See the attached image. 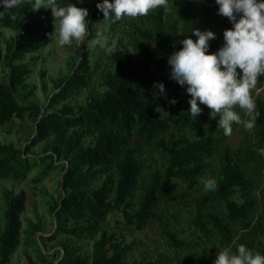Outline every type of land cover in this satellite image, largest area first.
Returning a JSON list of instances; mask_svg holds the SVG:
<instances>
[{"label":"trees","instance_id":"trees-1","mask_svg":"<svg viewBox=\"0 0 264 264\" xmlns=\"http://www.w3.org/2000/svg\"><path fill=\"white\" fill-rule=\"evenodd\" d=\"M70 2L78 6V0H57L60 5ZM167 5L179 17L181 28L166 21L164 6L151 10L147 16L124 17L119 21L109 18L114 30L125 24L132 28L131 46L141 57L136 59L119 40L118 50L111 56L105 54L110 67L103 78L106 91L92 95L78 111L63 106L42 117L39 109L28 102L35 91V87L27 84L34 63L25 60L54 41L52 12L45 8L33 11L30 0H24L12 10L0 9V28L17 34L5 42L6 52L0 35V61L9 70L6 81L0 83V128L29 116L35 119L32 143L47 144L42 157H32L28 156V148L21 151L0 141V180L26 181L34 170L44 166L36 179L39 183L50 173L62 170L64 193H60L58 201L49 204L55 228L46 240L53 243L69 238L84 244L99 237L91 256L83 255L80 248L66 242L62 250L58 248L55 252L53 261L39 251L42 264H127L132 247L103 229L108 217L121 211L126 225L138 231L155 221L164 223L158 213L162 205L181 210L187 200L186 195L174 194L175 181L195 190L202 184L200 178L208 173V161L219 151H222V163L217 187L196 203L188 224L190 235L167 229L165 238L173 254L161 255L152 264H214L216 258L207 249L195 250L197 243L206 245L218 238L231 247L237 237L235 226L241 225L248 232L255 229L258 201L253 195L255 182L249 179L245 163L235 159L229 148L222 150L223 139L197 135L200 127L191 122L194 117L190 114H183L177 120L163 118L158 111L160 101L167 95L187 94L186 87L170 78L168 64L172 53L182 48L181 42L192 35L195 27L211 30L216 34V39L210 41L211 51L215 52L223 45L224 30L232 24L227 17L218 15L215 0H167ZM139 19L151 23V27L139 25ZM105 20L95 6L87 23L91 38L94 27ZM155 45L162 48L158 56L149 48ZM78 55L80 59L70 76L54 83L57 92L50 98L52 109L89 86L93 74L89 55L82 48ZM156 82L164 83L166 95L153 87ZM262 86L264 76L256 85ZM19 90L24 91L20 96ZM255 105L258 115L252 129L264 145V98L256 100ZM210 111L206 106L199 117L210 127H217L219 117L212 119ZM189 127L196 131V139L171 133L173 128L187 131ZM166 135L168 142L163 138ZM146 147L164 154L168 165L163 173H152L143 185L142 157ZM261 167L264 171V165ZM140 189L143 195L135 208ZM3 200L5 225L0 232V264H12L21 246L22 216L28 197L25 192L6 191ZM259 252L264 255V247Z\"/></svg>","mask_w":264,"mask_h":264},{"label":"rangeland","instance_id":"rangeland-1","mask_svg":"<svg viewBox=\"0 0 264 264\" xmlns=\"http://www.w3.org/2000/svg\"><path fill=\"white\" fill-rule=\"evenodd\" d=\"M102 0H84L83 4L79 3L78 6L87 8L89 10V16L86 18L89 20L93 8ZM166 12V21L170 24H178L181 28L179 17L173 13L170 6H164ZM88 23V21H87ZM139 25L144 27H151V23L145 22L139 19ZM94 37L91 38L90 30L88 29L84 38L80 41H73L72 45L60 46L58 44V36L54 35V41L41 52L28 56L25 63L33 64V74L27 79V84L30 87H35L34 95L28 100L29 104L36 106L39 109V116L43 114H49L59 111L63 106H68L78 111L80 107L86 106L89 98L98 92H105L106 87L104 85V75L109 70L107 57L103 50L95 43L97 40V33L103 32L104 35L110 39L116 35H119L120 40L124 42L127 48L132 52L136 59L141 57L140 53L134 51L131 46L132 40L129 35L132 33V28L127 24L121 25L117 30L111 28V22L106 19L102 24L96 25L93 31ZM167 33L169 31L167 30ZM0 35L4 40L3 51L6 52V41L17 36L16 33L9 30L0 28ZM96 37V38H95ZM149 47V46H147ZM86 50L89 55L92 78L90 79L89 86L81 91H76L73 98L69 101L62 103L58 107H50V98L57 91L54 90V83L60 78H68L71 74V70L75 64H78L80 59L78 52L80 49ZM154 56H158L162 53V48L159 46L149 47ZM9 75V70L6 67L4 61H0V83H4ZM24 91L19 90L18 96ZM251 96L254 103L258 99L264 98V86L255 87L251 90ZM175 99L177 103L174 105L169 103L170 99ZM190 96L183 94L182 96H174L173 94L167 95L158 105V111L163 118L173 117L177 120L183 114H189L190 104L188 103ZM201 108L205 110L206 105H201ZM235 111L241 115L243 120H247L248 117L245 114V110L240 109L239 106L235 107ZM193 124L199 125L197 132L189 127V130L182 131L177 128H173L171 133L175 135H186L190 139H196L194 133L199 136L212 135L215 138L223 139L222 150L229 148L231 154L235 159H239L244 162V167L247 170V174L250 180L255 182V190L253 195L258 201L259 211L256 214L255 229L252 232H248L242 228L241 225L234 227V234L237 235L234 239L231 248L234 250L240 244L244 243L248 248H253L254 252H259L264 247V171L261 169L264 165V145L260 143V140L256 137L254 130L246 129L243 124L233 123V131L230 136H225L223 129L217 127H210L201 117L193 118L191 120ZM35 119L26 116L22 120H13L0 128V141L7 145H14L18 150L24 151L28 148V156L42 157L45 152L46 143L33 144L35 137ZM168 142L169 135L163 136ZM143 176L142 184L146 185L148 177L152 173H163L167 167L166 156L160 153L153 147H146L143 152ZM209 170L204 176L206 179H215L216 183L219 178L221 163H222V151H219L215 157L208 161ZM43 167L37 168L33 171L26 181H13V180H0V232H2L5 220L4 211L5 203L3 200V193L6 191L19 194L25 192L27 194V209L22 216L23 230L21 235V246L17 250L12 259V264H42L39 259V251L50 261L55 260V252L62 250V245L66 242H71L75 247L80 248L81 253L86 256H91L93 246L99 237L93 241L87 243H78L73 239L63 238L57 242H48L46 239L52 235L55 228L53 217L49 212V204L56 202L60 198V193H64L61 187V181L63 177L62 170L52 172L43 181L36 183V179L43 172ZM261 170V171H260ZM174 194L176 196L186 195L187 200L185 205L178 210L176 207L169 208L165 204L162 205L158 213L164 219V223L155 221L150 224L143 231H138L134 227L126 225L121 211L111 214L103 229L108 234H116L118 241L124 242L126 245L132 247V251L128 254L127 264H152L156 262L161 255H171L173 252L167 245L165 238V231L167 229L179 230L190 235L188 230L189 219L195 213L196 203L211 191H205L203 184L198 186L195 190H188L187 186L179 180L175 181ZM143 195L140 189L136 193L135 208L139 203L141 196ZM244 202V201H242ZM181 206V205H180ZM40 228V231H37ZM227 247L221 242L220 239H214L206 245H200V242L196 244L195 250L197 252H203L207 249L215 258L220 249Z\"/></svg>","mask_w":264,"mask_h":264},{"label":"clouds","instance_id":"clouds-1","mask_svg":"<svg viewBox=\"0 0 264 264\" xmlns=\"http://www.w3.org/2000/svg\"><path fill=\"white\" fill-rule=\"evenodd\" d=\"M24 0H0V9L12 10ZM33 11L50 9L54 18V32L60 46L72 45L80 41L87 32V8L77 7L70 2L60 5L57 0H30ZM80 4L84 0H79ZM218 15L227 17L231 28L223 33V45L215 52L211 51L210 41L216 39L211 30L194 28L192 35L184 39L182 48L174 51L168 58L170 78L180 86L186 87L190 96L189 114L197 118L206 105L210 117L218 120V129L230 136L233 123L243 124L251 130L255 126L258 113L251 96V90L264 76V0H215ZM167 6V0H103L97 3V9L105 19L119 21L124 17L147 16L151 10ZM195 36L196 39H193ZM96 44L107 56L113 55L119 47V35L111 39L103 32L97 33ZM239 69V71H238ZM160 94L166 95L163 82L154 83ZM169 103L175 104L173 98ZM245 110L248 119L243 120L235 107ZM204 190L214 191L215 179L200 178ZM214 264H264V255L254 252L246 245H239L233 251L231 247L220 249Z\"/></svg>","mask_w":264,"mask_h":264}]
</instances>
